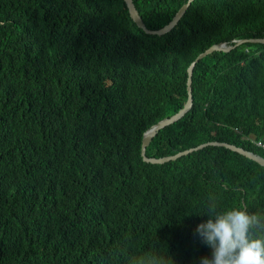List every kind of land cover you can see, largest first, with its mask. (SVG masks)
Returning <instances> with one entry per match:
<instances>
[{
  "label": "trees",
  "instance_id": "trees-1",
  "mask_svg": "<svg viewBox=\"0 0 264 264\" xmlns=\"http://www.w3.org/2000/svg\"><path fill=\"white\" fill-rule=\"evenodd\" d=\"M186 2L133 0L152 31ZM258 38L264 0H194L162 36L124 0H0V264H123L154 243L198 264L210 196L264 213V167L244 156L140 154L143 134L186 103L200 53ZM191 87V109L147 157L219 142L264 158V44L206 56Z\"/></svg>",
  "mask_w": 264,
  "mask_h": 264
},
{
  "label": "clouds",
  "instance_id": "clouds-1",
  "mask_svg": "<svg viewBox=\"0 0 264 264\" xmlns=\"http://www.w3.org/2000/svg\"><path fill=\"white\" fill-rule=\"evenodd\" d=\"M204 214L207 219L194 231L199 242L210 249V255L200 257L198 264H264V213L249 211L243 202L221 208L215 197L210 196ZM123 264H175V261L165 246L162 250L160 244L154 243L125 254Z\"/></svg>",
  "mask_w": 264,
  "mask_h": 264
},
{
  "label": "water",
  "instance_id": "water-1",
  "mask_svg": "<svg viewBox=\"0 0 264 264\" xmlns=\"http://www.w3.org/2000/svg\"><path fill=\"white\" fill-rule=\"evenodd\" d=\"M194 0H187L186 3H184L180 9L175 13L174 17L172 18V20L165 25L163 28L156 30V31H152L146 28L145 24L143 23L139 13L137 12L133 0H124V3L126 5L128 14L131 18V20L134 22V24L141 29L144 33L149 34V35H157V36H162L166 33H168L177 23L178 21L184 16L185 12L187 11V9L189 8V6L191 5V3ZM242 44H264V38H258V39H241V40H237L235 41L234 45H226L224 43H220V44H216V45H212L211 47H209L208 49H206L205 51H203L202 53H200L195 60L190 64V66L187 69V83H186V88H187V94H188V98L186 103L184 104V106L174 115H172L169 118H165L161 121H159L158 123H156L154 126H152L150 129H148L144 134H143V138H142V143H141V157L143 162L145 163H149V164H164L166 162L169 161H175L178 158L182 157V156H186L192 152L201 150L207 146H218V147H223L226 148L232 152H235L241 156H244L252 161H254L255 163H257L258 165L264 167V158L254 154L250 151L244 150L243 148L237 147L235 145L232 144H228V143H219V142H208V143H203L200 144L196 147H192L189 148L187 150L181 151L176 153L175 155L172 156H168V157H162V158H149L145 155V151L146 148L148 147V145L150 144V142L152 141V139L157 135V133L164 129L165 127H168L174 123H176L177 121H179L192 107V73H193V68L195 66V64L197 62H199L200 60H202L203 58H205L206 56L214 53V52H230L231 50L235 49L236 47L242 45Z\"/></svg>",
  "mask_w": 264,
  "mask_h": 264
},
{
  "label": "built area",
  "instance_id": "built-area-1",
  "mask_svg": "<svg viewBox=\"0 0 264 264\" xmlns=\"http://www.w3.org/2000/svg\"><path fill=\"white\" fill-rule=\"evenodd\" d=\"M254 144L256 145V147L264 150V144L261 141H254Z\"/></svg>",
  "mask_w": 264,
  "mask_h": 264
}]
</instances>
